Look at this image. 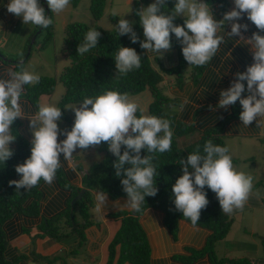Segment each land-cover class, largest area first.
<instances>
[{"label": "trees", "instance_id": "trees-1", "mask_svg": "<svg viewBox=\"0 0 264 264\" xmlns=\"http://www.w3.org/2000/svg\"><path fill=\"white\" fill-rule=\"evenodd\" d=\"M78 0H71L76 4ZM208 4L219 17L229 11L227 0H207ZM153 3L150 0H131V11L134 18L133 30L137 33L139 40L133 43L131 34L119 35L118 22L122 17L111 14L110 20L113 25L112 29H101L99 27H89L84 24H68L65 29L66 37L64 39V54L68 58V64L63 67L59 76L45 77L40 76L39 82L32 85H25V97L31 104L32 109L37 111L38 97L42 93L52 92L55 84L60 82L64 88L57 107L63 108L68 103H82L84 98H95L108 90H118L121 93L129 95L137 94L148 89L152 95V102L149 104V115L169 119L173 131L171 151L165 153H147L146 149L141 150V156H154L153 164L157 169L155 184L158 192L155 196L145 197L141 212L132 210L118 209L110 212L108 215L115 220H119V228L108 247V260L106 264H151V248L145 229L140 219L146 214L147 210H155L162 215L165 228L168 230L173 240H177L180 222H185L191 227L202 228L209 231L205 245L202 249L187 250L188 255H176L173 257L176 261L184 263H193L207 256L211 264H249L247 258H217L214 252L215 242L222 240L228 233L232 224V219L222 213V209L216 194L205 186L209 203L205 209H202L200 221L194 226L190 219L184 218L181 211L176 210L174 203V193L172 187L176 180L183 175V166L179 164L181 159H186L190 153L199 150L204 154V145L208 140L214 144L225 146L224 137L251 132L258 133L261 130L257 122L245 127L240 120V113L243 111L239 100L228 108H220L218 113L211 117V113L204 114V111L214 110L220 100V93L231 87L232 82L236 80L238 72H245L247 67L254 63V55L250 54L248 47L238 41L237 36H230L226 30L223 34V42L219 51L204 66L190 65L182 53L183 45L172 34V48L176 52L177 63L171 68L161 67V72L152 67L146 49H142L140 42L145 39L143 27L140 23L138 10L144 5L147 7ZM105 0H90L89 9L95 20H99L103 14ZM175 6V0H167L166 8L161 11L170 13ZM50 17V13L48 15ZM185 17H176L174 23L183 25ZM241 24H248L249 34L260 31L252 23L247 14L238 21ZM41 32L43 27L40 28ZM97 30L101 33L98 44L84 55L78 53L79 45L85 42L88 31ZM51 25L47 28L45 41L51 37ZM134 48L141 56V67L134 69L127 75L118 74L116 67L115 54L119 48ZM230 52L226 56L227 52ZM252 55V56H251ZM29 56L25 58L28 59ZM24 60V61H25ZM12 60L15 63L16 71H22L23 63ZM190 69L187 72V66ZM18 67L21 69L18 70ZM163 75L174 77V84L181 88L185 79L188 78L194 84L202 79L205 86L200 94H192V101L198 103L193 112H185L182 116L174 113L164 112L165 106H171L178 103V99L163 94L159 89V84L163 80ZM243 96L249 95L247 91V81ZM196 106V105H195ZM218 108V107H217ZM139 115V113H137ZM193 115L194 120H186V116ZM64 119L66 115L63 114ZM218 118L216 124H212L213 119ZM209 125H208V124ZM19 123L14 121L12 134L16 136L13 155L5 162H0V264H14V260H8L5 257V249L8 240L12 237L27 233L32 225L36 226L42 234H48L50 237L63 235L58 231L63 228H69L70 231L83 237L85 227L92 223L89 216V208L93 206V192H106L110 200L126 199L127 193L124 191L121 183L123 176H116L114 162L118 160L108 145L102 143L96 148L103 153V158L92 164L87 171L80 175L77 184V174L71 168L61 166L58 169L56 178L50 187L41 180L37 186L31 189H17L14 184L10 185L9 181L19 180L21 174L16 172V166L26 162L31 155L32 144L20 135L17 131ZM243 130V132H242ZM197 136L198 138L190 141L185 145L179 143L183 137ZM125 146L121 147V154ZM134 154V153H133ZM125 167H128L126 165ZM82 171V168L78 170ZM191 170V169H190ZM194 171V170H192ZM44 184V186H42ZM79 184H81L79 186ZM41 187V188H40ZM52 189L58 190L51 196ZM84 189L81 198L76 199L71 204L74 197ZM43 194L51 199L43 204L41 200ZM41 200V201H40ZM77 212L78 215H75ZM24 219V224L20 223V218ZM65 217L64 223L59 222V218ZM58 220L56 225L51 223Z\"/></svg>", "mask_w": 264, "mask_h": 264}, {"label": "clouds", "instance_id": "clouds-1", "mask_svg": "<svg viewBox=\"0 0 264 264\" xmlns=\"http://www.w3.org/2000/svg\"><path fill=\"white\" fill-rule=\"evenodd\" d=\"M47 4L53 13L59 14L69 6L70 0H47ZM234 5L231 11L224 13L223 19L217 20L207 0H175L170 13L161 11L162 7L166 8L167 0H155L138 10L145 37L140 46L148 53L162 56L171 50L174 34L183 45L185 60L190 65L204 66L223 42L220 33L226 23H231V31L227 34L241 36V40V29L247 30L248 24L238 21L245 14L260 31H264V0H234ZM7 10L22 17L24 24L48 28L53 23L39 0H10ZM112 14L117 15V12L113 10ZM180 15L185 17L183 25L174 23ZM133 23L125 18L119 19L118 32L119 35L131 34L132 42L136 43L139 37L133 30ZM100 35L95 29L88 31L78 53L84 55L95 48ZM246 42L254 52V63L245 72H238L231 87L221 91L217 107L228 108L239 100L243 108L240 113L243 125L248 127L256 121L261 128L260 135L264 136V35L258 31ZM115 61L120 75L141 67V56L131 47L121 46L115 54ZM8 77L0 79V162L3 163L14 154L10 143L16 136L12 134L11 126L24 115L19 102L24 86L38 83L40 79L27 70L12 69L8 70ZM244 81H247L249 93L246 97L242 95ZM70 108L75 110L74 126L70 131L64 129L66 138L58 140L61 130L57 121L63 116L61 108L45 103L39 105L36 114L31 116V155L26 162L16 166V172L22 178L9 181L10 185L14 184L17 189H31L41 180L51 184L62 166L61 154L71 164L77 148L87 150L106 143L109 151L118 157L114 162L116 176L124 177L121 183L128 200L121 207L141 212L145 197L155 196L158 192L155 184L157 169L152 162L154 156H141V150L146 149L147 153L171 151L173 131L170 120L149 115L148 103L141 97L118 90L105 91L95 98L86 97L79 106ZM122 145L125 150L121 154ZM203 152L202 155L197 150L179 161L183 175L172 187L176 210L194 226L200 221L202 209L209 203L205 186L216 194L222 213L229 215L244 208L253 190V177L234 167L227 146L208 140ZM95 200L97 210H101L107 202V193L97 192Z\"/></svg>", "mask_w": 264, "mask_h": 264}, {"label": "crops", "instance_id": "crops-1", "mask_svg": "<svg viewBox=\"0 0 264 264\" xmlns=\"http://www.w3.org/2000/svg\"><path fill=\"white\" fill-rule=\"evenodd\" d=\"M9 2L10 0H0V36H2L0 37V79L9 78V69L17 70L12 60H18L17 62L19 63L25 60V58L22 59L21 54L25 53L27 42L33 30L38 27L31 24H24L22 17H17L9 13L7 10ZM212 13L216 14L213 10ZM230 28L231 24L224 32ZM224 32L221 35H223ZM229 54L230 52L228 51L226 56ZM148 56L152 67L159 72H161V67L171 68L177 63L176 52L173 49L165 51L162 56H158L154 53H148ZM189 69L190 67L188 65L186 69L187 72ZM202 82L201 79L197 84H194L191 80L186 78L184 85L178 88L174 84L173 76L163 75V80L159 84L160 91L169 97L178 99L177 104L166 106L167 109H172L171 113L177 116H182L184 112L185 115L189 111L193 112L195 107L198 106V103L192 101L191 96L194 93L198 95L203 91L205 86ZM132 96L141 97L142 100L148 103V108L149 104L152 102V95L148 89L137 94H132ZM19 102L24 115L16 119L19 123L17 131L25 139L32 141L33 130L30 127L31 116H34L38 110H28V108L32 109V106L25 97V89ZM219 109V107H215L212 111H204V114L206 115V113H208L209 115L211 113L212 117L218 113ZM185 118L186 120H189V118L192 121L194 120L193 115L186 116ZM218 121L219 119L216 118L208 122L216 124ZM58 126L61 130V133L58 135V140H63L66 138L63 132L65 127L62 122H58ZM260 131L261 130L254 134L251 132L249 135L245 133H240L238 135L243 137L254 136L262 138L264 136L260 135ZM195 137L198 138L197 136ZM14 146L15 143L13 141L10 143V148ZM60 158L62 166L71 168L77 174V179L74 182V184H77L83 170H87L92 164L100 161L103 158V153L96 147H90L87 150L77 148L73 153L71 164L67 160H64L63 154H61ZM89 160L95 161L88 162ZM78 168H82V171L81 169L79 171ZM80 185L81 184H79V186ZM42 186H44V184ZM48 186L50 187V184L46 183V187ZM52 190L51 196L58 191L56 189ZM96 193L97 192H93L94 204L91 208L94 207L97 212V217L95 219L93 218L89 208V216L91 215L90 218L92 219V223L85 227L83 237L70 231L69 228L59 230V233L64 232L63 235L52 237L47 235L42 236V233L37 227L32 225L27 233L18 234L8 240L5 249L6 259L14 260V264H106L109 255V244L118 230L120 223L119 220L111 218L108 214L118 209H129L127 207H121L126 204V199L110 200L107 196L106 204L101 210H97L95 200ZM51 196L46 197L45 194H43L41 198V200H43V206L46 203L45 201L52 198ZM117 201L119 204L116 203ZM261 210H264V195L252 191V194L242 210L238 209L230 215L226 214L232 219V216L236 214L244 215L245 213L252 212V216H248L249 218L253 219L255 222L262 220L261 225L252 228L253 232H260V236L258 235L256 241L244 248L234 245L229 247L226 246L224 242L220 244L219 242H221L225 238L224 237L214 244V252L217 258L242 257L247 258L249 264H264V211ZM140 221L145 229L151 248V264H211L207 256L193 263H184L180 260L176 261L173 259L176 255H188L187 250L189 248L202 249L209 235V231L206 229L191 227L183 221L180 222L177 240H173L163 224L162 215L160 216L155 210H147ZM20 223L24 224V219L22 217L20 218ZM32 236L35 237V239L32 240ZM124 264L130 263L126 262Z\"/></svg>", "mask_w": 264, "mask_h": 264}, {"label": "rangeland", "instance_id": "rangeland-1", "mask_svg": "<svg viewBox=\"0 0 264 264\" xmlns=\"http://www.w3.org/2000/svg\"><path fill=\"white\" fill-rule=\"evenodd\" d=\"M150 1L155 2V0ZM227 1L230 3L229 11H231L235 7L234 0ZM39 3L45 9L46 15L50 13V18L53 21V23L51 24L52 36L47 41H45L47 28H43L42 32H40L41 27H36L27 42L25 53L21 54L22 59L29 56L28 59L23 63L24 65L22 67V71L27 70L34 75H38L39 77L45 76L57 78L63 67L68 64V58L67 56H65L63 51L65 46L64 39L66 37L65 29L68 24L78 23L87 25L89 27L96 26L101 29H112L113 25L110 20V15L113 13V10L117 12L116 16L125 18L132 22L134 21L131 11V0H105L103 14L99 20H95L91 15L89 9L90 0H78L76 4H73L70 0L69 6L59 14L53 13L51 11L47 4V0H39ZM142 8H145V6L143 5L141 9ZM213 15L217 20L223 19L214 13ZM178 17L184 16L180 15ZM230 24L231 23H226L224 25V30L228 29ZM224 30L221 31L220 35L224 32ZM229 30H231V28ZM241 33L243 40H241V36H237L238 41L243 42L251 52L250 54L254 55V52L251 49V45L247 44L246 42V40L251 38L253 34H249L248 30H244L243 28L241 29ZM20 69L21 68L18 67V70ZM63 90L64 88L62 84L60 82H57L52 92L40 94L37 101V109L42 103L57 106V102L60 99ZM79 104L81 103H68L63 106L61 111L66 115V119H64V117L62 116V119L57 121V123L62 122L65 129L70 131L75 122V110L70 107H76L79 106ZM163 108L164 112L166 113L172 112V109H167L166 106ZM194 139H196L195 136L183 137L179 139V143L181 145H185ZM223 140L225 142V146L229 148V154L233 158L234 167L238 171H243L247 174H250L253 177L252 191L264 195V137H243L236 135L228 137L226 136L223 138ZM93 161L95 160H89L88 162ZM86 171L87 170H83L84 173ZM251 213L252 212L245 213L244 215L236 214L232 216V224L230 226L229 232L219 243L222 244L224 242L225 245L229 247H232V245H234L241 246L240 248H244L248 247L249 244H252L254 241H256L257 236H260V232H253L252 228L254 226L257 227L258 225H261L262 220L255 222L253 219L249 218L252 216ZM90 214H92L94 219L97 217V212L94 207H90ZM75 215H78L77 212L75 213ZM64 220L65 217L59 218V222L62 224L64 223ZM57 221L58 220H54L51 223L56 225ZM65 229L66 228H63V230ZM41 235L49 236L48 234ZM31 239L33 240L35 239V237L32 236Z\"/></svg>", "mask_w": 264, "mask_h": 264}, {"label": "water", "instance_id": "water-1", "mask_svg": "<svg viewBox=\"0 0 264 264\" xmlns=\"http://www.w3.org/2000/svg\"><path fill=\"white\" fill-rule=\"evenodd\" d=\"M84 193V189H81L80 192L77 194L76 197H74V199L72 200L71 204L73 203V201H75L78 198H81L82 194Z\"/></svg>", "mask_w": 264, "mask_h": 264}]
</instances>
